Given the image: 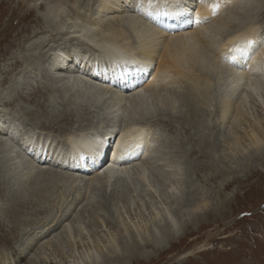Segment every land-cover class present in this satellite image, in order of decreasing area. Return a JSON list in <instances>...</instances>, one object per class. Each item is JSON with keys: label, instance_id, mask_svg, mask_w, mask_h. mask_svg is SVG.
<instances>
[{"label": "bare ground", "instance_id": "1", "mask_svg": "<svg viewBox=\"0 0 264 264\" xmlns=\"http://www.w3.org/2000/svg\"><path fill=\"white\" fill-rule=\"evenodd\" d=\"M67 2L69 11H66L61 3L54 2L56 5L48 10L44 18L51 21L50 24L48 22L42 24L43 18H36L34 23H38L39 26L35 25L32 32L27 28L29 31L21 29L14 33L17 42L21 41L22 35L23 37L31 35L34 37L31 40H36L32 49V45L29 44L23 51L33 50L34 47L41 51L52 44L55 46L50 49L53 53L48 56L22 55L19 59L11 57L7 60L8 63L11 62L9 67L11 71L20 67L16 75L21 76L22 80L33 76L34 79L42 78V72H38L40 65L42 69L46 66L44 75L48 72L53 74L52 79L59 77L62 85H65L63 81L67 78H73L80 89L111 99V103L108 104H112L114 115L123 116L121 117L123 124L118 127L106 126L104 129L101 128L102 131L95 129L89 132L68 131L67 127L73 123L72 111L81 113L85 110L83 105L73 100L71 94L64 95L67 90H72V86L70 89L68 86L56 87L52 84L40 87L37 84L39 81L35 83L36 86H32L30 83H21L19 79L18 83H14L15 88L9 90L13 102L8 104L5 110L0 108V148H3L4 152H9V155H4L0 161L2 171L0 175L1 173L4 175L2 178L0 176L2 206L0 215L3 217V219L0 217V247L4 245L0 248V264H22L26 256L33 253L36 257L37 252L47 249L61 254L63 264H67V260H70L68 262L71 264H130L133 260L149 262L152 252H165L166 240L180 239L188 223L197 225L196 223L203 222L206 218L212 216L214 218L221 210L218 206L210 207L205 199H195V196L193 199L191 196L189 198L182 191L181 186L184 187L186 184L191 186L189 180L191 163L188 160L182 163L177 151H174L176 144L179 143L175 140L178 137H170L169 141L160 130L157 133L150 126L154 117L165 115L173 119L176 115L173 111L181 102L188 107L202 104L206 109L210 108L214 102V84L223 80L224 93L215 104V112L220 123L221 135L228 147L224 150L218 146L219 148H216L218 156L229 157L236 166L233 171L236 170L238 174H243L254 166L248 165V162H256L254 169L264 173V128L248 118L251 101L264 110V30L261 31L262 25L259 26L255 22L257 11L262 10L264 0H205V3H201L200 0H67ZM216 2L220 7L213 16L209 5ZM29 3L30 0H24L22 4L25 7L22 13L15 17L20 24L31 16ZM1 6H4V3H1ZM53 12L57 15L52 17ZM13 13L14 9L12 16ZM197 13L201 18L199 23L196 22ZM56 18V21L61 19L59 22L66 20L62 26L57 27ZM13 31L14 29L7 24L0 30V45L3 43L7 44L6 47L14 45V41H10ZM40 35L46 36L41 38ZM46 38L50 41L47 42ZM42 45L45 47H38ZM71 51L78 54L71 55ZM4 83L5 80L1 85ZM105 83H111L112 86ZM56 95L59 103L55 102ZM17 101L24 103L25 106L34 105L38 109H20L27 119L26 123L19 122L12 114L16 107H13V103ZM4 103H1L0 107ZM49 107L52 110L56 108L60 110L50 113ZM2 113H5L4 116ZM7 119L12 121L9 122ZM171 119L161 121L160 124L173 132L175 128L171 124ZM13 121L21 123V131L18 132L17 128L11 131L14 125L6 129ZM198 122L196 124H199ZM196 124L193 123V126ZM244 125H247L246 131L239 135L238 130ZM60 132L64 133L63 144L52 137H56ZM244 141L247 142L246 145L243 144ZM208 142L203 141L204 149L214 146ZM10 143L17 144L26 155L35 147V155L27 161L26 157L24 158L25 154H16L15 161L12 162L18 165L9 167L12 163L9 165L7 156L15 153L14 149H9L14 147ZM184 144L181 146L183 155L181 159L186 153ZM64 152L68 155L60 162L58 158ZM206 153L201 152L204 158L215 159ZM23 158L26 160L24 164ZM101 162H104L105 166L98 170ZM214 164L222 169L223 160ZM19 167L25 169L19 170ZM2 179L7 185H13L12 191L7 190ZM70 180L74 186L80 180L79 188L75 186L77 189L72 195H68L54 217L38 223L23 219V210L30 207L36 209L35 214L44 213L45 210L43 211V207L40 206L43 196L52 186L55 189L60 186L61 192ZM114 184L124 185L129 189L143 186L154 192L156 188L161 189L166 200L159 203L158 208L153 209L152 219L154 223L160 219L159 222L163 225L156 224L159 226L152 234H147V229L140 234L130 232L126 226L117 224L116 229L110 233L112 237L106 238L103 243L87 242L83 245L80 258H76L78 251L74 253V244L69 247L70 254H67L64 245L75 235L73 229L75 225L72 223L76 222V219H72L78 214L75 213L76 208L92 194H99L101 187L104 191ZM92 202L94 204V201ZM95 204L97 206L96 201ZM74 214L76 215L73 217ZM4 220L11 224L10 235L3 234ZM23 226H31L33 230L38 228L28 241L30 230H24L21 234L16 232ZM13 234L16 238L20 236L21 241L17 242V246L23 247L21 254L16 253L17 246L12 245L9 236ZM58 236H61L59 238L61 241L51 244L50 237ZM44 240L47 242H43ZM148 248L151 251L147 250ZM40 255L41 260L36 258L39 264H47L48 261L49 264H59L55 262L56 257L54 263L48 260L46 252L42 251ZM30 263L34 262L29 260L26 264Z\"/></svg>", "mask_w": 264, "mask_h": 264}, {"label": "rangeland", "instance_id": "2", "mask_svg": "<svg viewBox=\"0 0 264 264\" xmlns=\"http://www.w3.org/2000/svg\"><path fill=\"white\" fill-rule=\"evenodd\" d=\"M23 1L24 0H0V4L4 3V6L0 7V30L4 28L6 24L8 25V27L14 29L13 34L11 35L10 38L11 42L14 41V45L12 47H6L7 46L6 43L0 45V55H1L0 56V102L1 101H2L1 103L5 102L4 105H2V107L0 108H2V110H5V107H8V104H11L13 102L10 94L11 91L9 90H11L13 87L15 88L14 83H18L17 82L18 79H19L18 81H20L21 83L24 84L30 83V85L32 86H36L35 83L39 81L37 82V84L40 87L43 86L47 87L46 85L48 84L49 85L52 84L56 87L68 86L69 88L70 86H72V90L70 91L67 90L68 89L67 87H66L67 89L62 87V89L67 90L66 94L64 95L69 96L71 94L70 96L74 98L73 100L76 101L77 104L81 106L83 105L85 110L81 113L79 111L78 112L72 111L73 113L70 112L74 116L72 117L73 123L70 125V127H67L68 131L71 130L75 132L77 130L78 131L84 130L85 132H89L92 131V129L102 131L106 126L118 127L122 125L123 121L121 120V117L123 116L114 115L113 113L114 109L111 108L112 104L111 105L108 104L111 103V99H108L104 96L100 97L99 94L98 96L96 95L97 93H92V92L90 93L88 91H84L83 89H80L79 86L77 87L78 83L73 78L70 79L67 78L68 81L67 80H65L66 82L63 81L65 85H62L61 81L59 80V77L57 78L54 77V79H52L53 74L48 72H46V74L44 75V69L46 68V66L44 67V69H42V65L39 66L40 69L38 71V72H42V78L38 77L34 79V76L33 78L26 77L24 78L25 80L24 81L22 80L21 76L16 75L20 71V67L11 71L9 67L11 62L9 63L7 62L9 58L17 57L19 59L20 56L22 55H25L26 57H30L31 55L38 56L39 54L48 56L53 53L52 51H50V49H53L55 47L54 45L49 44L48 47L44 48V50L41 51L38 48L35 49V47L33 50L23 51V49H26L29 46V44L32 45L31 46L32 49L33 43H35L36 40L33 39L32 41L31 39L34 37H31V35L27 37L25 36L23 37L22 35L20 37L21 41L17 42V38L15 37L16 34L14 33L16 31L19 32L21 29L27 31L28 30L27 28H30L29 30L30 32H32L35 25L37 26L38 24V23H34L36 18H40V19L43 18L42 19L43 21H41L42 24H46L47 22L48 24H50L51 21H48V19L44 20V18H46L48 10L52 6L56 5V3H61L60 5L62 7H65L66 11H69V3L67 2V0H39V2L35 0H30L31 4L29 3L28 6L29 9L32 11L31 16L27 19V21L20 24L17 20H15V17H17V15L19 16L22 13L23 8L25 7L22 4ZM263 8L264 6L261 7L262 10L257 11L258 15L256 14L257 16L255 17V22L258 23L259 26L262 25L260 28L261 31L264 30ZM13 9H14V13L12 16ZM54 15L57 14L53 12L52 17ZM260 17L263 19H261ZM56 20L57 18L55 19V21ZM59 20L56 21L57 27L58 25L62 26L63 22L66 19L62 20L61 22H59ZM42 24H40V26ZM45 36L46 35H42V36L40 35L39 37L45 38ZM46 39L47 42L50 41L49 38ZM38 47L42 48L45 46L42 45L41 47L40 46ZM72 54L76 55L78 53L71 51V55ZM78 63L80 62L78 61ZM80 64L83 65L82 63ZM32 79L34 81H32ZM3 80H5V83L1 85V82ZM68 82L70 83L68 84ZM105 84L112 86L111 83H105ZM74 85L76 86L75 88ZM213 89H215L213 90L214 102L212 104L214 108H211L212 107L211 106L210 108L206 109V107H204L202 104L199 105L197 104V106L195 105V107L194 106L188 107V105L185 106L181 102L177 104L176 109L173 111L176 114L173 119L168 118L165 115H158L154 117V119H152L153 122L150 123V126L154 128L157 131V133L160 130V133L168 137L169 141H171L170 137L173 136L178 137L177 139L175 138V140L179 141V143L176 144L178 147L176 146V149L174 151H177L178 158L181 160L182 163H184L186 160H188L191 163V167L189 170V174H190L189 180L191 186L187 184L184 187L181 186L182 191L185 193V195L188 196L189 198L191 196L192 199L194 196L196 197V198L194 197L195 199H205L209 202L208 205L210 207L213 208L215 206H218L221 207V210L218 211V213L216 214V216H214V218L213 216L206 218L205 220H203V222L196 223L197 225L194 224L193 226L192 224L187 222L188 224L186 225V228L184 229L181 238L176 241L166 240L164 244L165 252H159V253L152 252L151 261L144 262V261L133 260L131 261L130 264H264V173L261 172L259 169L258 170L254 169L256 167L255 164L256 162H248V165L251 164L254 166L252 168H248L245 173L238 174L237 172H235L236 170L233 171L234 169H236V166L232 164V161H230L229 157L222 158V156L220 155L219 158L216 148L223 147L222 149L225 150V148L227 149L228 147L225 139H223L221 135L220 132L221 129L219 128L220 123L219 120L217 119V113L215 112L216 110L215 104L219 102L218 100L221 98V96H223L224 93L223 80L216 81ZM74 93L76 94V97ZM12 94L14 95V93ZM90 95H93V97ZM55 102L58 103L60 102L59 99H57V95L55 98ZM13 107H15L14 110L12 109L11 110H12V114H14L13 116L15 117V119L19 120V122L22 121L25 123L27 119L25 116L22 115L21 113L22 110L20 109L25 108V109L38 110L34 105L25 106L24 103L18 101L13 103ZM200 107H203L204 109ZM183 109L187 111L185 112ZM15 110L16 112L18 111L19 112L16 113L14 112ZM48 110L50 113H56L57 111L60 110V108H56L54 109L56 111H54L49 107ZM188 113H190L191 115ZM4 114L5 113H2L1 115L4 116ZM10 117H12V115H10ZM20 117H22V119H20ZM107 118L108 120H106ZM248 118H251V120L253 119V121H256L257 123H259V125H261L260 127L264 128V110H261L258 104L252 101L249 103ZM168 119H171L170 120L171 124L175 128V131L173 132L170 131L167 127L165 128L160 124L161 121H168ZM7 120L9 121V119ZM11 121L12 120L10 119L9 122ZM197 121H199L198 122L199 124H196ZM193 123H195L196 125L193 126ZM10 125H9L10 127L8 126L6 127V129H10L14 125L15 127L13 126L14 128H12L11 131H13V129L15 128L18 129V130L15 129L18 132L22 130L21 123L19 124L18 122L15 123V121H13L12 124ZM246 126L247 125H244L239 128L238 130L239 135H242L246 131ZM101 128L103 129L101 130ZM63 134H64L63 132H60L57 134L56 137L55 136L52 137H54L57 142L59 141L60 143H62V141L64 142ZM203 141H209L208 143H210V145H214L212 146L213 149L211 146L204 149L205 146L203 144ZM246 143L247 142L244 141L243 144L246 145ZM183 144L186 150L185 153L186 156L184 155V158L181 159L183 157L181 153L182 151L181 146H183ZM11 145H14V147L13 146L9 147V149L10 150L14 149L15 153L10 154V157L7 156V158L9 159V165H11L12 163V166L9 167H16L18 164L17 163L14 164V162L12 161H15L14 157L16 154H20L23 152L18 147L17 144L12 143ZM34 149L35 147L30 149L27 155L23 153L25 154L24 158L26 157L25 159L27 161L29 159H32V156L35 155ZM2 150L4 149L0 148V161L2 160L4 155L5 156L9 155L8 151L4 152ZM166 150L168 151V149ZM204 151L207 152L206 154H208V156L210 155L209 157L213 159L215 157V159L212 160L209 158H204V155L201 154V152ZM188 152H190L191 154L189 155ZM51 153L52 151L49 153V156H51L50 155ZM44 155H46V151H44ZM66 155H68L67 152L66 153L64 152L61 155V157L58 158V160L61 162V159H64V156ZM24 158H23V164L26 161L24 160ZM221 160H223V167L222 169H219L218 167H216L214 163L216 162L218 163V161L221 162ZM206 165L207 166L210 165L212 167H207ZM19 168H20L19 170L25 169L24 167H19ZM202 168H204V170H202ZM17 172L19 173L20 171H15V173ZM0 176L2 178V176H4L3 173H1ZM77 177L80 178L79 175ZM79 181L76 182L75 185L78 188H79L78 186ZM3 182L6 183L5 186H7V190L8 189L10 191L13 190L12 184L7 185V182H5L4 180ZM70 182L71 180L66 185L69 188L65 186L64 188H62V191L60 192L61 190L60 186L57 189H55V187L52 186L49 189L50 191H48L43 196L44 199L43 202L40 203V206L43 207V211L45 210L44 213H40V215L35 214L36 209L30 207L29 209L23 210V219L30 220L34 223H38L41 220H47L54 217L57 214V212L60 210V208L63 206L62 204L67 199L68 195H72V193L77 189ZM53 187L55 190L53 189ZM100 190L101 191L98 192L99 194L96 195L92 194L91 196L88 197V199L85 198L86 200H84L76 208L75 213L78 214L73 215V217L76 215V217L72 219V220L76 219V222H74L75 224L72 223L73 226L75 225L73 228L75 235L72 239H70L69 243H66L64 245L65 247L64 251L67 248L66 250L67 252L66 251L65 252L67 254H70L71 249L69 247L70 246L72 247V245L74 244L73 246L74 253L76 254L77 251L81 252L80 254L77 252L78 255L76 254V258H80L82 256V252L84 248L83 245H85L87 242L90 244L91 243L95 244L98 242L103 243V241L106 240V238L107 239L111 238L112 236L110 233H112L113 230L116 229L117 224L126 226L128 228V231L130 232L133 231L140 234H143L146 229L148 230L147 234H152L153 232L156 231V227H158L159 225H163V223L159 222L160 219L155 221V223L153 222L152 219L153 209L158 208L159 203L165 202L166 200L165 195L161 189L156 188L154 192L153 190H149V188L143 186L129 189L124 185L121 186L120 184H114L112 186H108L104 191H103V187H101ZM69 199H71V197H69ZM92 201H94V204ZM95 201L97 203V206L95 204ZM221 202H223V204H221ZM218 204L219 205L221 204L222 206L221 205L219 206ZM182 205L183 202L181 206ZM0 207H2L1 204ZM0 217L3 219L1 215ZM183 218L186 219L185 216H183ZM123 222L124 224H122ZM3 223H4L3 234L10 235L11 224L6 220H4ZM158 223L159 225H156ZM27 229L30 230L29 236L27 238L28 241L30 240V237L34 236L38 228L33 230L31 226H23V227H19L16 230V232L18 234H21V232ZM9 237L12 240V245L17 246V242L19 243L21 241L20 236L16 238L15 235L13 234ZM50 238L49 239L51 240L50 241L51 244H55L58 241H61V239H59L61 238V236L55 238L50 237ZM47 240L46 241L44 240L43 242H47ZM147 241L150 242L149 240ZM3 247L4 245L1 246L0 248ZM22 249L23 247L19 248L17 246L15 249L16 253L21 254ZM47 250L46 251L41 250L39 251V253L37 252L36 257L33 256V253L26 256V259L22 264L28 263L29 260H32L34 262L30 264H39V261L36 258H39V260H41L42 256L40 254L42 253V251L46 252L47 259L52 260L53 263H54V257H56V261H55L56 263L58 262L59 264L64 263L61 254L56 253L54 250L51 251L50 250L47 251ZM147 250L151 251V249L149 248ZM68 261L70 260H67V264H71ZM47 264H49V261L47 262Z\"/></svg>", "mask_w": 264, "mask_h": 264}, {"label": "snow or ice", "instance_id": "3", "mask_svg": "<svg viewBox=\"0 0 264 264\" xmlns=\"http://www.w3.org/2000/svg\"><path fill=\"white\" fill-rule=\"evenodd\" d=\"M200 2H201V3H205V0H200ZM219 7H220V4H219L218 2H216V3H211V4L209 5V9H210V11H211V13H212L213 16L216 15V13H217ZM200 19H201V18H200V16H199V13H197V14H196V22L199 23V22H200Z\"/></svg>", "mask_w": 264, "mask_h": 264}]
</instances>
